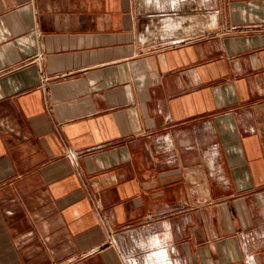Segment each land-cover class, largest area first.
I'll return each mask as SVG.
<instances>
[{"label": "crops", "instance_id": "1", "mask_svg": "<svg viewBox=\"0 0 264 264\" xmlns=\"http://www.w3.org/2000/svg\"><path fill=\"white\" fill-rule=\"evenodd\" d=\"M0 264H264V0H0Z\"/></svg>", "mask_w": 264, "mask_h": 264}, {"label": "rangeland", "instance_id": "2", "mask_svg": "<svg viewBox=\"0 0 264 264\" xmlns=\"http://www.w3.org/2000/svg\"><path fill=\"white\" fill-rule=\"evenodd\" d=\"M200 12H203L204 13V15H207L208 14V11L206 12V11H199V13ZM196 12L195 11H188L187 13H183V12H181V14H180V16H190V15H193V14H195ZM179 17V16H178ZM177 17V18H178ZM202 31V30H201ZM212 31V29H206V30H204L203 32H200L199 34H208L209 32H211Z\"/></svg>", "mask_w": 264, "mask_h": 264}, {"label": "bare ground", "instance_id": "3", "mask_svg": "<svg viewBox=\"0 0 264 264\" xmlns=\"http://www.w3.org/2000/svg\"><path fill=\"white\" fill-rule=\"evenodd\" d=\"M214 18H215V17H214ZM215 19H216V18H215ZM214 21H215V20H214ZM214 21H213V22H214ZM157 23H158V22H157ZM214 23H215V22H214ZM155 30H157V29H155ZM155 30H152V33H154Z\"/></svg>", "mask_w": 264, "mask_h": 264}]
</instances>
